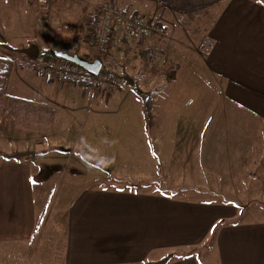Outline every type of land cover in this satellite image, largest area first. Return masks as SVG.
I'll return each mask as SVG.
<instances>
[{"label":"crops","instance_id":"0c3cea01","mask_svg":"<svg viewBox=\"0 0 264 264\" xmlns=\"http://www.w3.org/2000/svg\"><path fill=\"white\" fill-rule=\"evenodd\" d=\"M7 1L0 0V41L15 46L11 39L20 35L7 30L13 25L14 32L29 31L32 35L29 41L37 40L42 45L65 51L59 43L69 35L67 31L48 27L35 33L31 22L33 3L11 0L9 4H18L24 9L13 15L6 13ZM149 1L161 18L160 30L139 43V47L151 46L143 53L150 56L159 50L156 45H174L177 35L188 37L187 42L179 40L174 57L186 55L196 68L200 62L207 74L218 78V88L223 91L229 108L234 110L233 121L242 120L247 112L252 124L264 122V0ZM56 4L57 1L49 5L40 18H56ZM169 53H174V49ZM20 69L15 71L9 85V93L16 99H0V138L18 142L6 152L0 147V155L6 153L5 160L0 157V264H19L18 250L32 249L39 241L37 228L43 218H39L44 210L43 203L52 202L57 186L60 204L54 213L50 209L48 215L53 214L52 225L42 235L43 243L56 249L58 257L52 264H143L191 249L192 255L180 257L178 254L165 264H205V256L209 260L212 253L209 251L203 256L200 249L213 238L218 264H264V251L257 257L261 245L253 238L248 245L249 253L239 257L237 235L254 224L237 222L239 208L228 214L225 207V204L242 205L245 198L264 197V158L244 161L248 151L239 145L244 132L258 137L260 134L253 130L241 131L237 126L228 127L222 113L219 138L226 143L238 138V145L236 141V145L219 151L217 157L203 151L199 156L198 149V162L179 156L187 152L184 149L174 151V171H179L178 161L186 171L201 170L202 187L185 183L183 176L181 179L176 172L172 184L163 179L154 164L147 168L146 163H138L119 171L117 174L122 178H106L110 187L104 189L98 186L97 176L85 182L66 179V164L54 161L42 164L43 188L42 194L37 196L30 158L37 159L36 154L44 158L51 147L66 150L56 144H44L57 120L55 116L60 119V112L49 106L54 100L52 96L49 98L47 88L52 86L59 90L68 84L62 85L55 78L50 80L39 75L37 68L31 65L25 68L21 63ZM87 93L94 96L90 90ZM27 142L31 145H26ZM141 149L144 148L125 150L137 153ZM51 171L57 172L56 179L48 186ZM124 180L133 185L124 187ZM191 190L196 191L190 193ZM228 218L232 219L230 224ZM49 256L38 259L35 264L45 261L51 264Z\"/></svg>","mask_w":264,"mask_h":264},{"label":"rangeland","instance_id":"374dc122","mask_svg":"<svg viewBox=\"0 0 264 264\" xmlns=\"http://www.w3.org/2000/svg\"><path fill=\"white\" fill-rule=\"evenodd\" d=\"M55 1H57L55 9L58 11L56 18H40L49 9V5H55ZM103 1L50 0V4L43 6L39 0H30V3L34 5V15L31 17L32 30L37 33L39 30L55 27L56 30L67 31L69 38L62 39L59 46L65 51L78 48L82 53L90 54L88 39L92 19L97 7ZM120 1L128 2L132 7L144 13H152L157 16V9L149 0ZM10 2L11 0L7 1L6 13L19 14L20 5H12L9 4ZM7 30L20 35L19 38L11 39V43L15 46L21 47L32 41H29L32 36L29 31L14 32L13 25ZM195 35L194 32L193 38L196 37ZM177 36L174 45L168 43L163 46L156 45L159 50L150 56L147 55L148 53H143V50L151 47L148 44L145 48V46L139 47V43L130 42L128 49H111L104 59V66L117 74L112 77L105 73L116 82V85L110 90L94 89L82 82L73 80L68 82L56 74H51L53 79L62 82V85H68H64L65 88L59 90L52 86L47 88L49 98L51 99L52 96L56 102L53 101L49 106L52 110L57 109L60 112V119L55 116L57 120L52 124L50 137L45 139L44 144H56L66 150L51 147V152L43 155L44 158L39 157V154L35 155V157L38 156L35 160L30 158L35 171L37 196L42 194L43 188L42 164H52L54 161L66 164V179L75 178L85 182L97 176L99 179L98 186L104 189L110 187L107 181L108 178H122V175L117 174L119 171L126 170L124 168L127 167H134L138 163H146L147 168H152L149 165L154 164L155 168L158 169L157 171L161 172L163 179L169 180L172 184H174V172H176L180 174L181 179L183 176L182 180L185 183L191 184L193 187H202L204 183L200 178L201 170L188 169L186 171L185 166H182L181 161H178L179 171H174V151L186 150L187 152L180 153L179 156L189 157L190 162H195L197 161L198 149L199 156H202L203 151L217 157L219 151L233 146L236 141L238 145V138L230 139L227 143L224 139L219 138L220 115L222 113L226 117L228 127L231 125L234 129L237 126V129L241 131L253 130L260 134L258 137L256 134H248V131L243 133L239 145H242V149L248 151V154L244 156V161L263 160L264 122L260 121L252 124L251 116L247 112L242 116V120L240 118L238 121H233L234 116L232 114L234 110L229 108L223 91L218 88V78L212 73L207 74L200 62H197L199 65L196 68L186 55L182 56L183 58L174 57L179 48V40H189L188 37L181 34ZM172 49H174V53H169ZM21 63L24 64L25 68L29 65L25 60H17L18 66H16L13 74L16 70L21 71ZM40 65H38V72L36 73L47 78L48 75L40 73ZM124 73L129 80H133L136 85L151 95L154 104V124L151 127H147L144 121L141 112L142 101L135 90V86L132 83L125 82L124 77H121V74ZM89 90L94 96L87 93ZM12 99L15 98L2 100ZM57 103H61V106ZM72 110L74 111L72 112ZM52 114L54 115L53 112ZM18 140L22 141L21 139ZM25 144L30 146L31 142ZM14 145H18L16 139L0 138V147H3L4 152ZM128 147L144 149L137 151V153H130L125 150ZM112 148L114 149L110 150ZM0 157L5 160L6 153H3ZM183 162L186 163L184 160ZM214 162H217V158ZM87 171L93 174L88 175ZM56 173V171L50 172L48 186L52 185L56 179ZM69 183L70 180H68ZM122 184L127 188L133 185L132 182L126 180ZM58 189V186L54 189L52 202L48 205L41 202L44 210L40 213L39 218L41 219L42 216L43 218L40 227L37 228V232L39 230L40 233L39 241L34 244L32 249L28 247L20 252L18 250L21 261L19 264H35L38 259L47 258L48 254H50L49 258L52 264V260L58 257L55 248L50 249V245L43 243L42 236L47 228L52 225L53 214L48 215L50 209L54 213L60 204L61 194H59ZM195 191L191 190L190 193ZM263 198V196L258 200L254 197L245 198L242 205L228 206L225 204L228 214L234 213L239 208L237 210L239 213L237 222L254 224L237 235L236 248L237 252L240 253L239 257H245V254L249 253L248 245L252 238L254 241L257 240V244L261 245L257 251V257H261L259 253L264 251ZM215 205L217 208L219 203L217 202ZM248 206L252 207L250 209L251 213L250 210L246 209ZM228 222L230 224L232 219L228 218ZM250 231L257 233L251 234ZM214 243L213 238L210 244L206 243L200 249L203 256L209 251L212 253L209 260L205 256V264H218L219 258L217 252H214ZM172 254V259L178 254H181L180 257H187L193 254V250ZM254 257H256V253H254ZM43 264H47V261Z\"/></svg>","mask_w":264,"mask_h":264},{"label":"built area","instance_id":"2783aa9c","mask_svg":"<svg viewBox=\"0 0 264 264\" xmlns=\"http://www.w3.org/2000/svg\"><path fill=\"white\" fill-rule=\"evenodd\" d=\"M42 5L50 0H39ZM160 17L133 8L128 2L104 0L97 7L92 19L88 39L92 46V57L103 61L101 70L92 74L71 62L51 60L40 65L41 74H56L63 79L82 82L94 89H112L116 82L103 72L104 59L110 50L121 44L142 43L160 30ZM125 41V42H124ZM153 53V52H152Z\"/></svg>","mask_w":264,"mask_h":264},{"label":"trees","instance_id":"16d2710c","mask_svg":"<svg viewBox=\"0 0 264 264\" xmlns=\"http://www.w3.org/2000/svg\"><path fill=\"white\" fill-rule=\"evenodd\" d=\"M263 1V0H259ZM67 38H69L67 36ZM125 42V41H124ZM89 44V43H88ZM129 45L127 44H121L118 49H128ZM89 52L90 54H84L82 53L78 48H75L72 51H68L70 53H79L80 55L88 58V59H94L92 57L93 55V49L91 48V45L89 44ZM86 53V52H85ZM17 60H25L29 65L33 66L35 69L38 67V65L46 63L51 60H64L67 61V59L58 56L55 53V49L49 46L42 45L37 40L30 41L27 45L16 47L12 46L11 44L7 42L0 41V99H9V98H15L11 96L8 93L10 79L12 77V74L18 66ZM103 72L107 73L109 76L114 77L117 75L116 73L112 72L111 70L107 69L105 66L103 67ZM121 77H124V81L127 83H132L135 86V90L139 94L142 104H141V112L144 118V121L146 123L147 127H151L154 124V115H153V100L149 93L141 89L138 85H136L133 80H129L128 76L124 73L121 74ZM48 79H53L52 75H48ZM68 82H71L69 79H66ZM80 84V83H79ZM82 85V84H80ZM173 254H169L161 259L158 260H150L143 264H165L167 261H169L172 258Z\"/></svg>","mask_w":264,"mask_h":264},{"label":"water","instance_id":"95a60500","mask_svg":"<svg viewBox=\"0 0 264 264\" xmlns=\"http://www.w3.org/2000/svg\"><path fill=\"white\" fill-rule=\"evenodd\" d=\"M55 53L58 56H61L68 61L77 64L78 66L84 68L86 71L92 73V74H97L103 65V61L100 58H95L94 60H90L79 53H70L68 51H63V50H56Z\"/></svg>","mask_w":264,"mask_h":264}]
</instances>
